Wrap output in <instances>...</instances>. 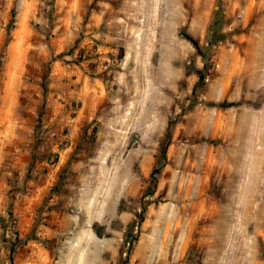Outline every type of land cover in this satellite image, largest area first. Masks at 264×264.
<instances>
[{"label":"rangeland","instance_id":"374dc122","mask_svg":"<svg viewBox=\"0 0 264 264\" xmlns=\"http://www.w3.org/2000/svg\"><path fill=\"white\" fill-rule=\"evenodd\" d=\"M118 10L145 40L124 69ZM131 238L128 264H264V0H0V264Z\"/></svg>","mask_w":264,"mask_h":264},{"label":"crops","instance_id":"0c3cea01","mask_svg":"<svg viewBox=\"0 0 264 264\" xmlns=\"http://www.w3.org/2000/svg\"><path fill=\"white\" fill-rule=\"evenodd\" d=\"M137 2H138V0H137ZM141 8H142V6H141ZM137 9H139V8H137ZM102 12H104V11L102 10ZM118 12H119L118 14L116 13L113 16L114 17L113 18V20H114L113 25L115 26V28L117 30H113L112 35L109 36L108 39L112 43L117 44V46H122L123 49H125V53L126 54L124 56V62H123V66H122V68L124 69V65L127 66V67L130 66V65H132L131 59L129 58V55H130L129 46L131 47V49H133L134 47H136V45L138 43H140L142 41H145V40L144 39H141L140 40L139 38H137L136 36L137 35H140L141 32L138 31V30H135V29H134V32H133L132 31V28H131V26H132L131 19L134 18L133 21L136 22V19H135L136 16H134L133 13L138 12L137 19L139 20L142 17L141 10L140 11H137V10L134 9L133 10V13L130 15V17L129 16L127 17V15L125 16L124 14L122 15V11L121 10H118ZM101 14H102L101 12H100V14L98 12H95V16H98L99 17V16H101ZM128 18H130V19H128ZM126 24H128V26ZM137 29H138V27H137ZM151 36H152V40H153V34ZM108 39H106V40L108 41ZM92 41H93L92 39H88L86 42L88 44V43H90ZM114 50H115V48L113 46H105V51H108V52L111 51V52H113ZM55 67L56 68L62 67L61 66V63H56L55 64ZM65 73H67V72H66V70L64 68V74ZM61 78H65V75L63 76V74H61L60 76H57L54 80H55V82H57L56 80L57 79H61ZM80 79H81V76L80 75L79 76L77 75V77L72 78V80L69 79L70 81L68 82V84L69 85L75 84ZM55 82L53 83V85H57V83H55ZM242 98H244V97L242 96Z\"/></svg>","mask_w":264,"mask_h":264},{"label":"trees","instance_id":"16d2710c","mask_svg":"<svg viewBox=\"0 0 264 264\" xmlns=\"http://www.w3.org/2000/svg\"><path fill=\"white\" fill-rule=\"evenodd\" d=\"M219 11H215V14H214V22H213V27L214 28H217L219 26V22H220V17L218 16L219 14H221L222 10L221 9H218ZM211 31H215L213 30V28L211 29ZM183 36L190 40L193 45L197 48L198 50V54L202 57L203 61L206 62L207 60H209L211 58V49L213 48V46L217 43L214 44L213 41H208L206 42L204 45H201L199 43L198 40H196L195 38H193L191 35L187 34V33H182ZM197 74L199 76V79L196 83V88L198 87H201L203 88L205 85H206V81H205V74H206V70L205 68L203 69H198L197 71ZM42 86H43V94L44 96H46L47 92H48V82H47V77L45 76V79H43V83H42ZM244 101L242 99L238 100V101H229V100H224L222 102H219V103H212L214 104L215 106H218V107H222V108H229V107H233V106H238V105H241ZM170 128H171V125H169V130L168 132H170ZM170 135V134H169ZM160 171V168L157 167V168H154V170L152 171L151 173V176L156 180V174ZM137 238H131L129 240V247L127 248V251H126V257L123 259V262L122 264H128L129 263V256H130V253L133 249V246H134V243H135V240Z\"/></svg>","mask_w":264,"mask_h":264},{"label":"built area","instance_id":"2783aa9c","mask_svg":"<svg viewBox=\"0 0 264 264\" xmlns=\"http://www.w3.org/2000/svg\"><path fill=\"white\" fill-rule=\"evenodd\" d=\"M117 61V59H115Z\"/></svg>","mask_w":264,"mask_h":264}]
</instances>
